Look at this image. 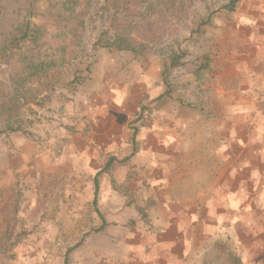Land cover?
<instances>
[{
  "label": "crops",
  "instance_id": "1",
  "mask_svg": "<svg viewBox=\"0 0 264 264\" xmlns=\"http://www.w3.org/2000/svg\"><path fill=\"white\" fill-rule=\"evenodd\" d=\"M205 29L210 70H195L183 96L160 99L153 62L140 78L89 82L68 105L76 128L60 135L56 171L75 184L65 230L83 231L76 264H205L219 240L264 264V0H241ZM51 157L13 142L18 171L54 173Z\"/></svg>",
  "mask_w": 264,
  "mask_h": 264
},
{
  "label": "rangeland",
  "instance_id": "2",
  "mask_svg": "<svg viewBox=\"0 0 264 264\" xmlns=\"http://www.w3.org/2000/svg\"><path fill=\"white\" fill-rule=\"evenodd\" d=\"M68 1L75 16L67 30L59 14ZM229 2L0 0V264H76L83 231L65 230L78 217L70 213L75 184L56 171L65 144L60 135L76 128L68 105L78 106L75 98L89 82L123 81L135 71L132 78H140L139 69L153 62L163 63L170 93L183 96L196 58L209 47L205 24ZM29 23L39 28L35 40L20 41ZM17 137L46 148L55 172L18 171Z\"/></svg>",
  "mask_w": 264,
  "mask_h": 264
},
{
  "label": "trees",
  "instance_id": "3",
  "mask_svg": "<svg viewBox=\"0 0 264 264\" xmlns=\"http://www.w3.org/2000/svg\"><path fill=\"white\" fill-rule=\"evenodd\" d=\"M185 1L187 0H183V2ZM240 1L241 0H230L229 4H227L224 9L230 12H234ZM73 7L74 6L72 5V3L68 1L65 6V10L61 14H59V17L62 18V23L66 24L65 29L67 30L72 26V22L74 21L75 10L73 9ZM209 23L210 20H208L205 25H208ZM37 30L39 31V28L36 26L35 28H32L30 23L24 25L22 29H20V41H34V32H36ZM124 49L125 48H123L122 46L118 47V50ZM130 50L135 51L134 48H130ZM195 62L197 63L195 76L200 80L205 74L209 72L212 59L208 52H203L196 58ZM172 66L176 67V62L173 61ZM164 83L167 87V91L160 97V99L170 95V88L167 86V82ZM107 169L108 166L103 171H106ZM16 184H18V182H16ZM14 246L15 245H12V247ZM4 248L5 241H1L0 249L4 251ZM205 264H243V262L241 256L237 253L233 243H231L229 240H219L213 244L211 250L207 254Z\"/></svg>",
  "mask_w": 264,
  "mask_h": 264
},
{
  "label": "built area",
  "instance_id": "4",
  "mask_svg": "<svg viewBox=\"0 0 264 264\" xmlns=\"http://www.w3.org/2000/svg\"><path fill=\"white\" fill-rule=\"evenodd\" d=\"M260 98H261V104H262V106L264 108V92L261 93Z\"/></svg>",
  "mask_w": 264,
  "mask_h": 264
}]
</instances>
